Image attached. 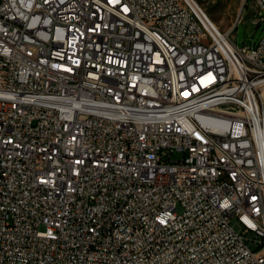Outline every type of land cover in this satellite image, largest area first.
Wrapping results in <instances>:
<instances>
[{
  "label": "built area",
  "instance_id": "1",
  "mask_svg": "<svg viewBox=\"0 0 264 264\" xmlns=\"http://www.w3.org/2000/svg\"><path fill=\"white\" fill-rule=\"evenodd\" d=\"M249 1L0 0V264H264Z\"/></svg>",
  "mask_w": 264,
  "mask_h": 264
},
{
  "label": "rangeland",
  "instance_id": "2",
  "mask_svg": "<svg viewBox=\"0 0 264 264\" xmlns=\"http://www.w3.org/2000/svg\"><path fill=\"white\" fill-rule=\"evenodd\" d=\"M198 2L206 10L211 20L223 32L229 30L232 26L241 5V0H198ZM248 4L245 6L240 23L232 35L239 45H242L244 42L247 44L255 43L264 34V21L258 28L251 23L250 20L253 17L254 8L252 7L253 3L251 0ZM262 14L264 15V10Z\"/></svg>",
  "mask_w": 264,
  "mask_h": 264
},
{
  "label": "bare ground",
  "instance_id": "3",
  "mask_svg": "<svg viewBox=\"0 0 264 264\" xmlns=\"http://www.w3.org/2000/svg\"><path fill=\"white\" fill-rule=\"evenodd\" d=\"M192 1L201 10V12L203 14V17L206 20L207 24L211 28L220 31V28L211 20L210 16L206 12V10H204V8L200 5V3L198 2V0H192ZM252 233H254V234H261V226H252Z\"/></svg>",
  "mask_w": 264,
  "mask_h": 264
}]
</instances>
